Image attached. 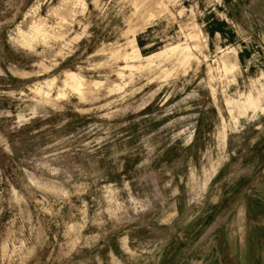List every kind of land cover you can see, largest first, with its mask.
<instances>
[{
    "label": "rangeland",
    "instance_id": "374dc122",
    "mask_svg": "<svg viewBox=\"0 0 264 264\" xmlns=\"http://www.w3.org/2000/svg\"><path fill=\"white\" fill-rule=\"evenodd\" d=\"M199 263L264 264V0H0V264Z\"/></svg>",
    "mask_w": 264,
    "mask_h": 264
},
{
    "label": "bare ground",
    "instance_id": "6f19581e",
    "mask_svg": "<svg viewBox=\"0 0 264 264\" xmlns=\"http://www.w3.org/2000/svg\"><path fill=\"white\" fill-rule=\"evenodd\" d=\"M248 103L252 108H257L258 107V100L257 99H252L251 97H248Z\"/></svg>",
    "mask_w": 264,
    "mask_h": 264
},
{
    "label": "crops",
    "instance_id": "0c3cea01",
    "mask_svg": "<svg viewBox=\"0 0 264 264\" xmlns=\"http://www.w3.org/2000/svg\"><path fill=\"white\" fill-rule=\"evenodd\" d=\"M199 264H201V263H199Z\"/></svg>",
    "mask_w": 264,
    "mask_h": 264
}]
</instances>
